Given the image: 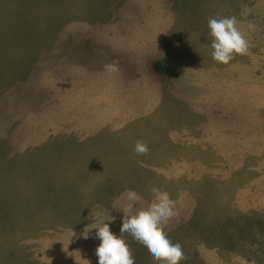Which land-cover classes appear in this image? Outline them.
<instances>
[{
  "label": "rangeland",
  "instance_id": "374dc122",
  "mask_svg": "<svg viewBox=\"0 0 264 264\" xmlns=\"http://www.w3.org/2000/svg\"><path fill=\"white\" fill-rule=\"evenodd\" d=\"M232 16L250 48L223 64ZM152 187L180 264H264V0H0V264H98L91 227Z\"/></svg>",
  "mask_w": 264,
  "mask_h": 264
},
{
  "label": "clouds",
  "instance_id": "9594fccd",
  "mask_svg": "<svg viewBox=\"0 0 264 264\" xmlns=\"http://www.w3.org/2000/svg\"><path fill=\"white\" fill-rule=\"evenodd\" d=\"M237 23L234 16L209 19L212 57L215 61L228 64L236 55L249 53V41L237 27ZM105 68L108 72L118 71V65L115 63L106 65ZM134 151L138 155H146L149 148L146 143L137 141ZM150 191L152 202L147 207L141 206L142 197L133 189L126 190V204L122 208L113 205L124 214L119 235L114 234L106 222L112 219L91 227L97 229L96 238L100 240L95 250L98 264H135V258L123 237L124 233H129L144 246L150 257L159 264H180L182 260L187 259L182 245L173 243L164 230L168 221L177 214L175 202L167 192L158 187H152ZM84 236L87 238V231Z\"/></svg>",
  "mask_w": 264,
  "mask_h": 264
},
{
  "label": "trees",
  "instance_id": "16d2710c",
  "mask_svg": "<svg viewBox=\"0 0 264 264\" xmlns=\"http://www.w3.org/2000/svg\"><path fill=\"white\" fill-rule=\"evenodd\" d=\"M149 67H150L151 71H156L155 74H157L158 76L162 75L159 73H163L164 68L161 67V64L159 63V61L158 62L157 61L150 62Z\"/></svg>",
  "mask_w": 264,
  "mask_h": 264
},
{
  "label": "crops",
  "instance_id": "0c3cea01",
  "mask_svg": "<svg viewBox=\"0 0 264 264\" xmlns=\"http://www.w3.org/2000/svg\"><path fill=\"white\" fill-rule=\"evenodd\" d=\"M150 64V63H149ZM150 71H151V69H150Z\"/></svg>",
  "mask_w": 264,
  "mask_h": 264
}]
</instances>
